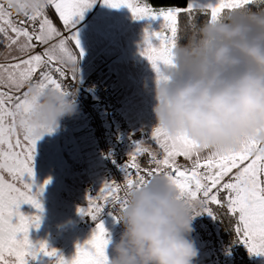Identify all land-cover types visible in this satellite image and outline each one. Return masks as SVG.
<instances>
[{
  "label": "snow or ice",
  "instance_id": "obj_1",
  "mask_svg": "<svg viewBox=\"0 0 264 264\" xmlns=\"http://www.w3.org/2000/svg\"><path fill=\"white\" fill-rule=\"evenodd\" d=\"M96 2L49 0V6L54 7L70 33L67 37L48 18V8L25 16L33 25H39L30 31L22 21L13 19L7 5L0 4V44L7 49L0 56L7 60L15 51L26 57L18 60L11 57L17 62L0 63V264H29V258L35 260L40 253L57 257L56 264H110L106 252L110 240L101 219L105 208L110 206L120 220L116 210L126 208L131 191L161 174L176 184L182 197L202 205L197 216L204 212L216 215L211 205L225 208L236 218L234 231L238 241L250 254L264 255V143L245 142L239 151H210L184 134L170 135L163 126H155L150 136L159 151L147 146L146 140L134 142L135 147L122 168L124 183L105 181L98 194L87 195V206L78 208L82 216L91 217L97 223L91 238L82 245L77 244L76 254L70 261L58 255L57 249H50L45 241L38 247L33 243L30 232L41 225L42 217L38 213L44 208L40 197L50 179L43 185L36 183L37 142L43 135L22 119L36 103L28 89L35 85L41 93L55 89L67 94L60 78L71 71V79L76 80L79 69L80 79V59L85 50L76 30L77 17L82 20ZM103 3L111 8L127 7L137 20L163 18L159 31L145 30L141 55L155 69L158 82L169 79L161 66L176 67L173 53L179 41L178 18L182 13L187 14L191 24L192 6L157 9L144 0H103ZM252 5L264 7V0H218L202 11L215 21L226 12ZM37 45L47 47L40 54L29 55ZM54 130L49 128L47 133ZM204 152L207 154L202 155ZM144 155L149 157L151 167H141L138 158ZM178 157L189 164H179ZM24 204L35 208L37 214L25 215L21 211Z\"/></svg>",
  "mask_w": 264,
  "mask_h": 264
},
{
  "label": "clouds",
  "instance_id": "obj_2",
  "mask_svg": "<svg viewBox=\"0 0 264 264\" xmlns=\"http://www.w3.org/2000/svg\"><path fill=\"white\" fill-rule=\"evenodd\" d=\"M27 16L46 10L49 0H0ZM175 68L156 78L157 125L184 134L210 151H239L245 142L264 143V7L238 8L199 25L174 49ZM33 110L22 119L43 136L78 112L79 89L67 94L29 89ZM127 191V189H125ZM117 211L123 231L110 240V264H194L199 250L190 238L199 202L181 196L161 174L128 195Z\"/></svg>",
  "mask_w": 264,
  "mask_h": 264
},
{
  "label": "crops",
  "instance_id": "obj_3",
  "mask_svg": "<svg viewBox=\"0 0 264 264\" xmlns=\"http://www.w3.org/2000/svg\"><path fill=\"white\" fill-rule=\"evenodd\" d=\"M190 5L192 6L191 0H189L188 7ZM192 8L205 9L204 7L196 6H192ZM47 16L63 36L67 37L70 35L53 6H51L50 10H47ZM13 19L15 20L14 17ZM77 20L79 22L76 25V30L79 32L81 46L85 50V54L80 59V79L78 69L76 80L85 82L91 75L99 74L118 96L124 95L122 97L124 100H130L128 98L129 95L126 96L125 94H130L131 90L123 82L119 84L120 80L114 81L111 75L115 72L112 69L114 68L113 64L121 53L125 54L130 51L129 46L131 44L139 41L138 39L141 36H145V30L151 24L159 28V31L163 24V18L149 17L138 21L134 19L132 12L127 7L111 8L106 6L103 0H97L95 5L85 12L84 18L80 20L77 17ZM69 46L71 47V42H69ZM116 46L120 48L115 49ZM46 47L45 45H37L29 55L40 54ZM73 51H75L74 48ZM6 52L5 45L0 44V53ZM11 57H16L17 60L26 58L12 51L7 60L0 56V63L17 62ZM142 60L132 59L130 66L134 68V65L136 64L135 66H137ZM67 75L71 78V71H68ZM133 76L136 77L135 75ZM155 82L153 81L151 89H148L147 85L145 89L142 88V94L146 97L154 96ZM129 122L131 125L130 119ZM83 128L86 129V124L78 112L74 116L65 117L61 120L59 127L55 128L50 134L46 133L37 142L35 158L36 183L43 185L49 179L50 183L47 184L45 191L40 197L44 208L43 212L38 213L42 217L41 225L39 229L35 227L31 229L30 238L37 247L40 242H47L50 249H57L58 255H62L69 261L76 254L77 244H84L91 238L94 231V229L90 228H79V219L81 217L87 218L88 216H82L78 212V208L86 207L87 195L89 193L98 194L99 189L104 184L103 180L97 179V176L94 177L93 173L88 174L87 171L82 173L77 168L79 166L75 167L78 163H82L83 158L74 159L70 155L66 157L63 153L64 150H69L70 153L71 151L74 152L81 147L84 139L88 140V138H91L89 133H82ZM140 140H144V138L140 137V134L135 136L133 134V143L129 146L128 153L134 149V142ZM206 154L207 152L202 153V155ZM34 190L36 189L34 188ZM21 211L25 215L37 214V210L29 204L22 205ZM88 218L91 219V217ZM103 222L108 230L107 238L118 241L120 234L115 229L112 220L106 218ZM198 223L199 225L197 222H193L195 231L192 233L196 237V228L202 227L199 221ZM197 243L196 247L199 250V256L194 261V264H216L213 253H211L207 244L201 243L199 238ZM106 252L110 261L115 258L116 253L113 244L108 245ZM56 260L57 257H48L40 253L35 260L29 258V264H56ZM221 264H224V257Z\"/></svg>",
  "mask_w": 264,
  "mask_h": 264
},
{
  "label": "built area",
  "instance_id": "obj_4",
  "mask_svg": "<svg viewBox=\"0 0 264 264\" xmlns=\"http://www.w3.org/2000/svg\"><path fill=\"white\" fill-rule=\"evenodd\" d=\"M50 9L51 6L47 10ZM12 13L17 19L28 25L31 30L33 27L38 28V23L33 25L28 21L27 17ZM60 79L67 92H71L75 88L79 89L76 100V103L79 105L78 113L83 117L86 129L91 135V140L94 142L95 150L102 161L107 181L115 180L117 183L123 184L124 173L122 168L124 163H126L125 154L115 148L110 129V120H112L115 127L126 137L128 143H131L133 136L129 121L123 112V103L99 74L91 75L85 82L73 80L67 74L65 78ZM107 109H109V114H107ZM106 218L112 220L115 229L121 235L123 225L120 220L116 219L115 213L110 206L105 208L101 217L103 221ZM96 223L97 221L87 220L81 223L80 226L93 229L96 228ZM196 234L201 243L207 244L209 250L213 253L216 264H221L223 262V254L220 251L217 239L211 234L210 229L198 227L196 228Z\"/></svg>",
  "mask_w": 264,
  "mask_h": 264
},
{
  "label": "rangeland",
  "instance_id": "obj_5",
  "mask_svg": "<svg viewBox=\"0 0 264 264\" xmlns=\"http://www.w3.org/2000/svg\"><path fill=\"white\" fill-rule=\"evenodd\" d=\"M218 3V0H191L192 6L196 7H204L206 8L209 4L215 5ZM140 21V20H138ZM149 30L158 31L159 28L155 27L154 24H151V26L148 28ZM144 35L141 36L134 44H131L129 46L130 51L126 52L125 54L121 53L118 58H116L115 63L113 64L115 72H113L111 75L114 79V81L120 80L119 84L123 82L124 85H127V88L131 90L130 94H125L128 96L130 100H124L122 97L124 95H120V100L124 104L125 112L128 115L131 125H132V136L134 134H140L141 138H144L146 140L147 146L152 148L155 151H159L158 145L151 140V131L152 129L157 125L156 117L153 112V108L155 104L157 103L155 99V95L152 97H146L142 94V88L145 89V86L147 85L148 89L152 88L153 81H156L157 73L155 69L152 67L151 63L143 56L141 55L142 49L144 48ZM154 44H158V41H153ZM120 48L119 46H116L115 49ZM141 60L137 66L134 65V68H132L131 60ZM161 70L164 71L165 68L162 65ZM135 72V73H133ZM135 75L136 77H134ZM82 133H89L86 131L85 128L82 129ZM133 138V137H132ZM91 147L94 149L92 151ZM64 155L66 157L72 156L74 159L83 158L82 163H78L76 166L79 170L82 171V173H85L86 171L89 173H93L94 177L97 176V179H102L103 182L107 181L102 161L99 158V156L96 154L95 146L93 142L88 138L84 139L83 144L81 147L74 152L69 150L63 151ZM139 159V163L142 168L145 167H151V165L148 163L149 157L147 155H144ZM178 163L181 165L189 164L188 161H186L183 157H178ZM88 160V161H87ZM80 222L78 224L79 228H88L80 226L81 223L86 222L87 220H92L90 218H84L81 217ZM213 219H209V222H211ZM236 224V223H235ZM205 227V226H203ZM92 229V228H90ZM95 229V228H93ZM195 229V226H194ZM190 238L194 240L195 245H198L197 239L193 233H191ZM120 239V238H119ZM118 239V240H119ZM243 247L242 249L248 253L250 257L254 260L255 264H264V255H254L250 254L248 248L242 243ZM222 253L223 250L220 249ZM231 258V257H229ZM228 259L225 261L224 264H233L231 260Z\"/></svg>",
  "mask_w": 264,
  "mask_h": 264
},
{
  "label": "trees",
  "instance_id": "obj_6",
  "mask_svg": "<svg viewBox=\"0 0 264 264\" xmlns=\"http://www.w3.org/2000/svg\"><path fill=\"white\" fill-rule=\"evenodd\" d=\"M144 2H147L153 8H157V9L161 7L188 8V4H189V0H144ZM251 7L254 10L258 8L257 5H252ZM193 11L194 13L192 15L194 19L192 20L191 24L189 23V16L187 14L182 13L178 18V22H179V41L178 43H181V44L187 43L188 38L193 34L195 29L199 25H201L202 23L210 19V15H207L206 12L202 11V9L193 8ZM12 16L15 18V20L20 21L13 15V13H12ZM26 26L31 31L30 27L28 25ZM117 97L119 98L118 95ZM123 112L126 115L124 105H123ZM107 114H109V109H107ZM126 118L129 121L127 115H126ZM110 129H111V137L114 142L115 148L118 149L121 153L125 154V159H127L128 158L127 153L129 151L128 149H129V146L133 143V141H131V143H128L126 137L123 136L120 133V131L115 127V124L113 123L112 120H110ZM91 142L93 141L91 140ZM92 150L94 151L93 148ZM211 207L213 211L216 213V215H210L207 212H204L196 216L193 222H197V224L199 225L198 223L199 221L202 227L205 226V228L210 229L211 234L217 239L220 249H222L224 252L222 254H223L225 261L230 259L233 264H255L252 257H250L248 253H246V251L242 249L243 247L242 243L238 241V236L236 232L234 231L236 218L232 217L225 208H221L216 205H211ZM211 218L213 220L209 222V219Z\"/></svg>",
  "mask_w": 264,
  "mask_h": 264
}]
</instances>
